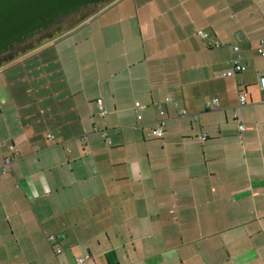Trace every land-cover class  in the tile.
Listing matches in <instances>:
<instances>
[{"label": "crops", "instance_id": "0c3cea01", "mask_svg": "<svg viewBox=\"0 0 264 264\" xmlns=\"http://www.w3.org/2000/svg\"><path fill=\"white\" fill-rule=\"evenodd\" d=\"M135 5L0 84V264H264V0Z\"/></svg>", "mask_w": 264, "mask_h": 264}, {"label": "rangeland", "instance_id": "374dc122", "mask_svg": "<svg viewBox=\"0 0 264 264\" xmlns=\"http://www.w3.org/2000/svg\"><path fill=\"white\" fill-rule=\"evenodd\" d=\"M211 1L217 2V0H116L111 5L106 3L96 7H89L88 9L80 11L74 17H71L60 25L54 27L48 34H41L28 44L19 45L13 49L11 56L15 58L13 60L14 62L4 64L0 67V84H17L20 82L29 83L30 74L28 73L31 72V68H35L39 63L42 65L43 63H49L51 57L56 52L61 53L63 51V45H67L68 43L70 44L76 40H83L90 36H99V34H106L107 32L112 34L114 33V35H116L119 34L120 28L126 27L127 24H130L132 27H130L125 36L127 38L130 36H136L138 33L136 31L137 25L135 21L137 20L133 17L134 10L136 8L135 4L140 5L152 2L155 5H178L177 11L179 13H191V15H183L184 19H186L187 17L193 16V11L191 9L192 4L206 5ZM107 5L109 6L106 7ZM65 33L66 35L61 39L39 48L44 44L64 35ZM70 35L72 36L70 37ZM23 56L25 57L22 59L21 57ZM1 57L0 63H3L5 59ZM22 76H25V78L21 79ZM51 78L52 82H59L56 75Z\"/></svg>", "mask_w": 264, "mask_h": 264}, {"label": "trees", "instance_id": "16d2710c", "mask_svg": "<svg viewBox=\"0 0 264 264\" xmlns=\"http://www.w3.org/2000/svg\"><path fill=\"white\" fill-rule=\"evenodd\" d=\"M115 1L0 0V57L5 59L3 63H0V67L14 62L15 58L11 56L13 49L26 40L37 34H48L53 25L60 23L72 14L106 3L111 5ZM65 35L66 33L39 48L55 42Z\"/></svg>", "mask_w": 264, "mask_h": 264}, {"label": "built area", "instance_id": "2783aa9c", "mask_svg": "<svg viewBox=\"0 0 264 264\" xmlns=\"http://www.w3.org/2000/svg\"><path fill=\"white\" fill-rule=\"evenodd\" d=\"M215 46L218 47L219 44L215 43ZM238 51H239L238 47L233 48V52H234L235 56L233 58H231V60L229 61V69L223 74L224 77L232 78V77L239 75L245 71V66H243L239 61V56L237 55ZM257 53L262 58H264V41H261L259 43ZM260 86L264 90V76H262L260 78ZM237 89H238V105L237 106L239 108H241V107H244L247 103V94L245 91V85H244L243 80L240 79L237 82ZM165 102L172 105L173 107H176V103L172 102L170 99H165ZM216 103H217V100H214L213 104H216ZM263 104H264V100H263ZM134 108L141 110L142 106L139 103H135ZM98 110H99V112H98L99 116L104 117L106 113L103 110V107L101 105H99ZM158 110H159L160 118L157 121V127L152 131V133L156 137L162 138L163 133H164V128H165L166 114L161 107H158ZM186 114L187 113L185 111H181L180 113H177V115H182V116H185ZM194 118H196V117H194ZM138 120H141V116H138ZM239 130L243 131L244 126L240 125ZM201 140L205 141L206 137L205 136L202 137ZM9 150L12 152L13 147H10ZM12 162H13L12 157L5 159L4 164L0 168V176H5L7 174V172L11 170ZM52 241H54V237H49L48 242H52ZM55 252H59V249L56 248ZM84 261H85V259H79L77 262H78V264H82Z\"/></svg>", "mask_w": 264, "mask_h": 264}, {"label": "water", "instance_id": "95a60500", "mask_svg": "<svg viewBox=\"0 0 264 264\" xmlns=\"http://www.w3.org/2000/svg\"><path fill=\"white\" fill-rule=\"evenodd\" d=\"M87 9H88V8H87ZM85 10H86V9H85ZM82 11H84V10H82ZM78 13H79V12H78ZM78 13H76V14H72L70 17L66 18L65 20H62L60 23L53 25V26L50 28V30H52L54 27L60 25V24L63 23L64 21L68 20L69 18L74 17V16L77 15ZM38 36H39V34L33 36L32 38L26 40V41H25L24 43H22L21 45L28 44V43L31 42L32 40L36 39ZM16 47H17V46H16ZM16 47H15V48H16ZM15 48H14V49H15Z\"/></svg>", "mask_w": 264, "mask_h": 264}]
</instances>
